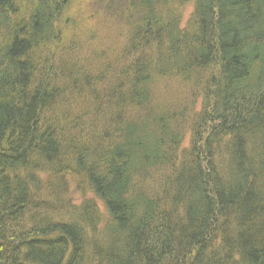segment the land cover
Masks as SVG:
<instances>
[{
    "label": "trees",
    "instance_id": "16d2710c",
    "mask_svg": "<svg viewBox=\"0 0 264 264\" xmlns=\"http://www.w3.org/2000/svg\"><path fill=\"white\" fill-rule=\"evenodd\" d=\"M0 264H264V0H0Z\"/></svg>",
    "mask_w": 264,
    "mask_h": 264
},
{
    "label": "rangeland",
    "instance_id": "374dc122",
    "mask_svg": "<svg viewBox=\"0 0 264 264\" xmlns=\"http://www.w3.org/2000/svg\"><path fill=\"white\" fill-rule=\"evenodd\" d=\"M191 11H192V5L190 3H187L183 8L181 26H183L185 24V22L187 21ZM79 43H82V41H80ZM84 52H88V50L85 48ZM188 143H189V134L186 133L185 138H184L182 145H181L182 148H186L188 146ZM67 180H68V186H69V196H70L72 202L79 203L81 200V195L78 192V190H76L75 180L71 176H68ZM89 196L91 197V195L88 194L87 197H89ZM97 203L99 204L98 201H97ZM100 210L103 211V208H101Z\"/></svg>",
    "mask_w": 264,
    "mask_h": 264
}]
</instances>
